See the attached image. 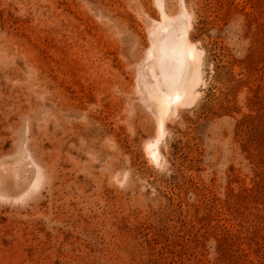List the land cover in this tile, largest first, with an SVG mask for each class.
Returning <instances> with one entry per match:
<instances>
[{
  "label": "rangeland",
  "instance_id": "rangeland-1",
  "mask_svg": "<svg viewBox=\"0 0 264 264\" xmlns=\"http://www.w3.org/2000/svg\"><path fill=\"white\" fill-rule=\"evenodd\" d=\"M0 264H264V0H0Z\"/></svg>",
  "mask_w": 264,
  "mask_h": 264
},
{
  "label": "bare ground",
  "instance_id": "bare-ground-1",
  "mask_svg": "<svg viewBox=\"0 0 264 264\" xmlns=\"http://www.w3.org/2000/svg\"><path fill=\"white\" fill-rule=\"evenodd\" d=\"M168 22L166 16L160 24L155 37L154 46L151 51L152 62L150 70L158 76V79L167 88V92L156 93L157 105L160 117L158 129L164 131V117L170 110L182 100L188 93L185 81L188 75L190 61L194 59L196 51L188 39V28L182 17L175 20V32H165L164 25ZM155 91V90H154ZM162 136V135H161ZM159 140L151 142L148 152L157 158L159 154ZM14 185L21 188L25 184L22 169L14 168ZM28 178V177H27Z\"/></svg>",
  "mask_w": 264,
  "mask_h": 264
}]
</instances>
